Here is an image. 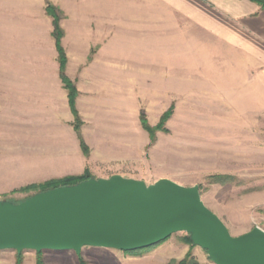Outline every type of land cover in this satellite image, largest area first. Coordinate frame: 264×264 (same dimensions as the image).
<instances>
[{
    "label": "rangeland",
    "instance_id": "rangeland-1",
    "mask_svg": "<svg viewBox=\"0 0 264 264\" xmlns=\"http://www.w3.org/2000/svg\"><path fill=\"white\" fill-rule=\"evenodd\" d=\"M58 15L60 18L59 12ZM59 27L63 32L60 24ZM51 34H0V136L13 133L16 130L11 126L32 116L22 114L25 105L23 108L18 96L15 98L17 92L8 96L7 84L15 91L19 89V78L59 76ZM62 48L67 77V53ZM127 53L130 60L133 55L138 56V52ZM163 53L167 55V51H154L157 58ZM94 55L91 50L87 62ZM195 61L189 54L187 83L112 82L90 87L73 83L67 77L77 92L78 120L70 111V126L85 163L77 175L50 180L119 175L147 185L160 179L183 187L196 185L202 203L231 236L243 235L255 227L264 231V108H255L253 100L244 99L249 95L239 92L228 60L220 61L221 71L212 63H205L201 68L203 75L197 74ZM72 69L75 71L76 67ZM163 69L157 67L156 71ZM167 72L178 75L180 70L169 66ZM169 110V118L161 122ZM143 122L152 130L160 128L151 134ZM81 142L87 154L83 153ZM50 180L27 185L4 184L0 180V190L7 192L0 199L19 203L35 194L27 188ZM187 236L176 233L151 248L134 252L91 247L83 248L80 255L4 251L0 252V264H18V260L20 264H178L187 254L198 264H213L203 250L187 241Z\"/></svg>",
    "mask_w": 264,
    "mask_h": 264
},
{
    "label": "crops",
    "instance_id": "crops-1",
    "mask_svg": "<svg viewBox=\"0 0 264 264\" xmlns=\"http://www.w3.org/2000/svg\"><path fill=\"white\" fill-rule=\"evenodd\" d=\"M47 3L60 13L66 73L73 83L90 87L112 82L187 83L191 54L200 75L205 63H212L221 71L220 61L228 60L239 92L249 95L244 99L253 100L255 108H264V8L255 3L0 0V34L50 35L51 19L45 15ZM157 49L167 51V55L157 58ZM91 50L95 55L87 62ZM129 51L138 52V56L133 55L130 60ZM169 66L178 68L180 73L167 75ZM157 67L164 69L157 72ZM18 82L19 89L15 91L7 84L8 96L17 92L15 98L18 96L26 108L22 114L32 116L11 126L16 130L13 133L0 136L1 183L27 185L81 173L85 162L70 126L67 92L59 76L40 74L19 78ZM5 193L0 190V195Z\"/></svg>",
    "mask_w": 264,
    "mask_h": 264
},
{
    "label": "water",
    "instance_id": "water-1",
    "mask_svg": "<svg viewBox=\"0 0 264 264\" xmlns=\"http://www.w3.org/2000/svg\"><path fill=\"white\" fill-rule=\"evenodd\" d=\"M185 233L213 264H264V231L233 237L202 203L199 187L167 179L147 185L119 175L0 199V252H134Z\"/></svg>",
    "mask_w": 264,
    "mask_h": 264
},
{
    "label": "trees",
    "instance_id": "trees-1",
    "mask_svg": "<svg viewBox=\"0 0 264 264\" xmlns=\"http://www.w3.org/2000/svg\"><path fill=\"white\" fill-rule=\"evenodd\" d=\"M248 1L255 3L256 5L260 6L261 8H264V0H248ZM45 13L52 20L53 31H52L51 35L53 37L55 50L57 52L59 79L63 85V88L67 91L68 105H69L70 111H71L75 121H77L78 116H77V112L75 109V98H76L77 92H76L75 87L72 84V82L65 75L66 56H65L64 50L61 46V38L63 37V32L59 27V19L60 18H59L57 9L50 4L46 5ZM170 112L171 111L169 110V111H167L166 114H164L161 122H163L166 118H169ZM143 127H144V129H146L151 134H153V132L155 130H158L160 128V126L159 127L157 126L155 129L152 130L144 122H143ZM80 146H81V149L83 150V153L87 154V149H86L85 145L83 144V142L80 143ZM86 179H89V178H86V177H77V178L76 177H67V178H63L60 180H50V181H47V182H44L42 184L35 185V186L33 185L27 189L32 190L34 193L44 192V191L54 189V188H57L60 186L74 185V184H76L80 181L86 180ZM187 241L191 244L188 236H187ZM149 248H151V247H149ZM146 249H148V248H146ZM17 263L20 264V260H18ZM178 264H198V263L195 261L194 258L191 257L190 254H187L186 256H184V258Z\"/></svg>",
    "mask_w": 264,
    "mask_h": 264
}]
</instances>
